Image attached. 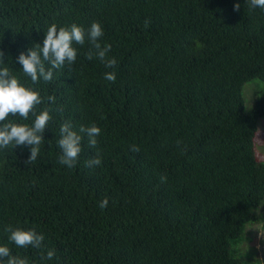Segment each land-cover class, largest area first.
<instances>
[{"label": "trees", "instance_id": "trees-1", "mask_svg": "<svg viewBox=\"0 0 264 264\" xmlns=\"http://www.w3.org/2000/svg\"><path fill=\"white\" fill-rule=\"evenodd\" d=\"M93 21L116 67L89 60L87 43L75 45V63L31 85L20 52L42 43L52 23ZM0 49L13 74L40 91L36 111L52 116L36 161L25 163L26 147L0 150V243L14 255L32 264H44L49 248L56 256L47 264L250 263L252 247L241 246L257 239L246 229L261 221L264 202L255 148L264 119V9L247 0H0ZM106 71L116 79L105 80ZM69 120L77 130L101 128L95 147L84 137L72 168L59 163L56 143ZM97 155L102 163L86 167ZM8 225L36 228L43 248H17Z\"/></svg>", "mask_w": 264, "mask_h": 264}, {"label": "clouds", "instance_id": "clouds-1", "mask_svg": "<svg viewBox=\"0 0 264 264\" xmlns=\"http://www.w3.org/2000/svg\"><path fill=\"white\" fill-rule=\"evenodd\" d=\"M250 8L264 9V0H247ZM239 3L234 4L233 10H239ZM104 29L100 22L93 21L87 28L72 23L66 26L50 24L43 38L42 43H35L27 51L20 52L17 61L20 64L23 76L30 78L31 85L39 81L49 82L54 78V71L63 68L65 65H72L78 57L79 49L75 45H89L87 58L89 60L98 58L105 67L114 69L117 65L115 56L109 57L111 44L102 42ZM104 79L114 81L115 71H106ZM13 74V70L4 61V52L0 49V150L8 147H26L29 155L26 164L37 160L40 154V145L45 140V132L49 121L52 119L49 108L37 112L36 107L44 102L40 91ZM49 101L54 102L55 97L49 96ZM30 114L34 116L31 123H23L29 119ZM19 116L21 121L9 120V116ZM101 128L95 123L89 126L81 125L77 130L72 122H63L59 127V139L57 146L60 150L59 163L68 168L74 167L82 152V141L87 137L88 144L95 147L98 143L97 137ZM133 150H136L135 148ZM102 163L100 157L94 156L86 161V167L98 166ZM161 179H164L163 177ZM109 201L106 197L99 202V207L104 209ZM8 233V240L17 248L31 247L42 249L45 236L36 228H22L8 225L5 227ZM56 256L55 249L42 251L41 261L47 264ZM0 264H32L27 257L14 255L12 250L0 243Z\"/></svg>", "mask_w": 264, "mask_h": 264}, {"label": "rangeland", "instance_id": "rangeland-1", "mask_svg": "<svg viewBox=\"0 0 264 264\" xmlns=\"http://www.w3.org/2000/svg\"><path fill=\"white\" fill-rule=\"evenodd\" d=\"M261 85L264 87V84L261 83ZM251 86H255V83L246 85L244 89L246 107L248 109H250L254 103V91L251 95L248 91L249 88H252ZM259 125V130L255 137V148L259 159L264 161V119H261ZM256 213L260 216L261 221H258V223L253 225H248L246 230L250 236H255L257 239L252 242V245L245 242L241 246V250L244 252L248 247H252L251 249L246 250L245 260H248L250 262L249 264H253L256 259L259 258L261 263L264 264V202L256 210Z\"/></svg>", "mask_w": 264, "mask_h": 264}]
</instances>
